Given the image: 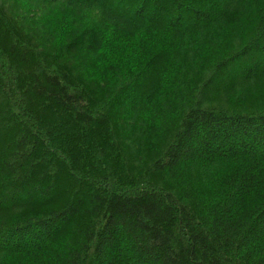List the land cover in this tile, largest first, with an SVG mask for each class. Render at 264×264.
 <instances>
[{
  "label": "trees",
  "instance_id": "1",
  "mask_svg": "<svg viewBox=\"0 0 264 264\" xmlns=\"http://www.w3.org/2000/svg\"><path fill=\"white\" fill-rule=\"evenodd\" d=\"M34 1L97 12L107 85L64 18L0 3V264H264V0ZM136 112L154 160L125 181L109 122Z\"/></svg>",
  "mask_w": 264,
  "mask_h": 264
},
{
  "label": "rangeland",
  "instance_id": "2",
  "mask_svg": "<svg viewBox=\"0 0 264 264\" xmlns=\"http://www.w3.org/2000/svg\"><path fill=\"white\" fill-rule=\"evenodd\" d=\"M34 0H0V3H2L3 5H5L8 9L9 14H12L14 18H16V20L20 21L21 23L24 22V19H28V20H32L33 22L35 21V18L38 17V15L40 14V10H45L46 11H50V15H47L46 19V24H41V26L47 25L49 24V20L51 18L54 19V21L60 20L61 18H64V25H71L73 31H71L69 33V35H73L70 38H77L75 39L72 44L75 46H70L71 48L67 49V52L69 50V53H71V55H73L72 60L69 61V65L72 64V66L75 67V70L77 71V73L80 75V78L83 80V82L91 83V86L97 88L98 86H106L107 84H100L99 82L102 81H97L96 78H98L99 74L94 72V77H91V75L89 74V72H87V70L85 69L86 66H83V62L85 61L87 64L88 62L92 63L93 65L95 64V66L97 68L102 67L101 64V58L102 55L101 53H89L88 55L86 54V52L84 51L85 48H87V46L89 45L90 41L92 40V37H90V35L83 33L82 31H78L76 29V24H80V26L82 27V25L84 26H89V27H95L97 26V24L99 25L98 27L101 29H104L106 26L103 25V23L100 21L99 16L97 14L96 11L91 10V9H85V8H79V7H75L72 5H67V4H62V3H58V4H52V5H39L37 3H31ZM35 2V1H34ZM30 4V5H29ZM63 14V15H61ZM32 16V17H30ZM31 18V19H30ZM18 21V22H19ZM44 21V20H43ZM42 21V22H43ZM68 21H71L72 23H68ZM59 22V21H58ZM91 24V26H90ZM25 28V30L29 33L28 35L35 37V41L40 42V40H42L44 38V36H47L49 33L45 32L46 34H41V31H37L35 30L36 27L33 26V24L31 23V21L29 22V25H25L22 24ZM83 26V27H84ZM88 27H85V29H87ZM113 27L109 26L107 27V30H112ZM52 29V28H51ZM50 29H46L44 31H48ZM75 31V33H74ZM114 31V30H113ZM110 33L109 35H107V44H113L115 43V33ZM108 32V31H107ZM48 37V36H47ZM128 39L130 38V34L126 36ZM56 40L60 41L59 37H56L54 35L53 37ZM70 38H65L64 40H62V42L64 41H70ZM46 39V38H45ZM93 41V40H92ZM60 42V43H62ZM43 43V48L47 49H53V47L50 46V42H48V39H46L45 41H42ZM77 43V44H75ZM77 47V48H76ZM98 52V51H97ZM60 52L58 53L57 57H60ZM82 57V58H81ZM94 67V66H93ZM109 73L107 74L108 77ZM100 77V76H99ZM198 78V77H197ZM108 79V78H107ZM108 82V81H107ZM178 85V83H174V88H176ZM264 85V83H263ZM167 88V92L171 91V88L166 87ZM163 94V92H161ZM165 93V94H166ZM164 94V95H165ZM245 94V89H241V90H237L235 92V95L238 96V99H241L240 102L244 101L242 100V95ZM139 98V94L138 92H136V94L131 97V102H133L135 104V101ZM252 101V100H250ZM245 105V107L247 106V104H243ZM131 116V120L129 121H125V115L123 113H120L119 115H117L119 118H117V120L113 121V122H109V125L113 126L115 125V128H117L115 130V132H117L115 134V139L114 141H112L109 139L106 143V145L108 146L109 144H113V146H117L119 149V153H117L118 155H114L115 157H118L117 159H119L118 161V165L114 166V169L117 170V168H119L120 170L115 171L117 172V177H119L120 179H123L125 181H128V179L132 178V177H137V176H141V174L143 172H145L148 168V166L150 165V163L154 160V158L152 157L151 152L147 149V147H143L141 144V139L143 138V131L142 130V123H143V115H141V113L136 112V115L134 114H130ZM106 146V147H107ZM115 153V152H114ZM136 159H138V161H135ZM124 161L125 165H123L121 162ZM128 161V162H127ZM127 164V166H126ZM114 165V164H113ZM123 166V167H120ZM113 167V166H112ZM117 185V184H115Z\"/></svg>",
  "mask_w": 264,
  "mask_h": 264
}]
</instances>
